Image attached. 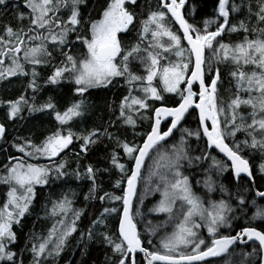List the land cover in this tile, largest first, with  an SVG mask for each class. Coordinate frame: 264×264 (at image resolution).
Listing matches in <instances>:
<instances>
[{"label":"snow or ice","instance_id":"6c2138e0","mask_svg":"<svg viewBox=\"0 0 264 264\" xmlns=\"http://www.w3.org/2000/svg\"><path fill=\"white\" fill-rule=\"evenodd\" d=\"M135 4V0H127ZM5 0H0L3 5ZM84 0H23L24 6L29 10L26 15L21 12L17 19L28 20L27 30L23 27L13 29L10 25L5 26L4 35H0V80L14 77L18 74L29 75L25 71V65L31 66V80L29 87L34 91L39 88L37 78L39 73L37 66L47 64L51 59V52L48 50V42H53L63 49L69 45V33H75L77 27L85 25L89 36L77 35L76 39L86 45V52L82 56H74L69 52L61 51L63 60L61 66H56L46 83L56 84L65 78V74L74 80L75 91L84 94L89 88L107 86L116 77L125 79L128 85L129 95L124 96L119 105V119L124 125L136 126L135 116L140 115V110H148V98L160 101L161 106L152 109L154 122L150 125L151 130L145 133L142 144L129 143L120 140L105 127L103 130L94 128L87 135L76 134L68 129L63 132L57 129L51 132L41 141L34 144L31 139L24 140L23 143L15 145L21 152L27 151V155L57 157L61 152L72 144L74 137L82 140L80 147L87 152L90 145L96 144L102 137L113 140L117 147L127 156L130 161H134V166L128 168L126 164L120 162L119 153L115 150L111 153V165L124 174L121 179L116 180V186L126 180L127 189L123 196L104 192L98 199L100 201H123V214L118 217L117 233L109 234L107 231L99 233L104 242L111 246L113 255L116 257L114 264H137L134 254L137 250L144 254L147 264L154 262H164V264H193V262L204 261L206 257H225L224 264H252L248 259L253 253H236L230 251V246L238 240L243 241L246 236L248 240L255 239L259 242L261 254V264H264V231L256 227H245L235 235H222L219 228L228 225L229 218L226 213L231 211L229 204L224 200L210 202L206 207L203 200L196 195L189 185L188 177L182 176L179 169L181 160L207 159V156L189 157L185 148L184 135L181 136L179 144L172 146L171 154L159 153L158 159L154 163V170H150V175H158L164 182L163 198L153 209L157 212L173 213V206L177 200L181 201L180 215L182 219L175 225L174 231L160 241L163 248L161 251H150L143 247L140 233L137 231V224L132 215V197L135 194L137 180L141 175V167L150 151L158 149L160 142L164 141L173 133L181 121L185 118L194 104L199 109L198 123L202 127L203 136L207 137L206 147L219 149L226 155L230 164H225L221 160L212 157V164L218 173L227 171L230 167L233 170L234 178L241 187L244 182L255 183L253 165L244 154L247 150L249 154L258 152L260 163L256 165L259 173L264 176V0H249L247 5L249 24L243 20L238 24L229 26V17L232 12L239 11L240 6L230 0H218L216 9L218 16L212 19H205L203 28L196 27L185 19L182 9L186 0H162L159 9L150 11L146 18L141 21L139 41L131 46H122L119 33L128 30L133 24L135 15L130 12L126 5V0H108L103 8L100 17L93 20H85L80 11ZM253 4L255 11H253ZM66 11L67 19L63 20L60 13ZM169 16L178 22L182 29V34L173 32L166 21ZM255 17V20H252ZM222 19L223 22L218 21ZM215 24V31H209V25ZM249 25H251L249 27ZM228 26L230 32L242 31L245 33L242 41L235 44H225L219 42L214 48V41ZM5 36L8 38L5 39ZM149 36L151 40L149 41ZM251 36V38H250ZM167 37V42H161ZM25 38L29 43L25 45ZM185 40L188 47L181 46V41ZM148 42L147 47L142 48L141 44ZM205 49L212 50V55L207 60V71L215 72L214 77H210V83L205 84ZM22 52V58L19 55ZM185 52L188 53L185 59ZM143 53V55H141ZM222 53V55H221ZM174 54L178 59L172 61L169 55ZM194 56V61L192 57ZM8 58V63H5ZM221 60L228 61L235 66V70L230 76L235 81L233 87L236 95L231 98L225 106L223 99L217 96V84L220 79L219 67L213 68V64H218ZM132 61H139L143 66L146 75H137L131 71L129 65ZM163 61V63H162ZM190 64L194 67L190 69ZM251 71H244V68ZM190 71V76L188 75ZM159 79L163 85L162 89L153 86V82ZM194 81L199 82V93L192 90ZM187 85L181 88V84ZM134 86H138L143 96L132 95ZM243 91L244 97L240 95ZM162 92L176 93L180 97V102L175 107L164 106ZM198 95L199 103L194 97ZM34 99V97H33ZM7 104V116L15 118L20 116L25 106L29 112L52 109L55 111V104L51 97L48 102L39 106L29 104L24 95L17 99L4 101ZM244 106L250 111L245 114L240 111ZM83 102L77 101L67 107L62 113L55 111L56 120L62 125L71 121L74 117L83 114ZM166 117H171L170 124L166 130H161V121ZM145 119L147 117H141ZM210 121L209 125L207 122ZM250 121V122H249ZM5 125L0 123V137L5 134ZM183 133L189 137L199 138L201 131L184 128ZM237 132H243L245 139L237 140ZM227 138H232L231 144L226 142ZM161 161H166L161 164ZM65 161L54 164L53 167L24 163L17 160L5 169V174L0 176V181L8 185L7 201L0 206V262L3 264H24L23 250L20 253L12 251L10 246L17 240L13 225H18L22 217L29 211L32 204L36 185L47 183L50 172L55 171L58 176L66 175L64 172ZM161 168L171 172L173 180H169L168 175L161 174L156 170ZM92 165L85 167L84 175L92 182L89 189V196L96 199V191L99 187L96 184V172ZM130 172V175L127 173ZM78 179L81 173L77 170L73 173ZM245 178L244 181L241 177ZM205 186L209 191L213 188L211 177L205 180ZM220 190L226 191L224 185H220ZM248 188H243V192H248ZM239 192V189H238ZM255 195L264 199V191H255ZM88 197L86 196V199ZM237 199L240 204L244 203V195L238 194ZM252 204L256 201L253 199ZM186 207V211L184 210ZM72 211L71 221L61 218L52 224L46 236L33 234L29 237L32 259L29 264H47V258L58 257L64 250L68 237L76 232V221L79 220L82 210H73L72 202L65 195L61 200L53 203L51 214L66 217ZM116 208H103L102 212L92 226L108 227L107 219L114 213ZM137 215L139 213L137 212ZM254 218L264 220V205L257 206L253 214ZM199 220L206 225L207 232L213 237L209 243L200 238L195 231L201 227L195 222ZM152 232L153 229L148 228ZM83 235V234H82ZM89 239H92L93 232L89 229ZM151 244V241H149ZM203 246V247H202ZM190 251H181L180 249ZM239 259H233V257ZM111 261V258H109Z\"/></svg>","mask_w":264,"mask_h":264},{"label":"trees","instance_id":"16d2710c","mask_svg":"<svg viewBox=\"0 0 264 264\" xmlns=\"http://www.w3.org/2000/svg\"><path fill=\"white\" fill-rule=\"evenodd\" d=\"M162 0H135V4L126 2V7L130 12H133L135 15V20L132 25L129 26L128 30L125 33H119V38L121 39L122 46H131L134 43H137L140 39L139 32L141 28V21L144 20L147 14L150 11L160 10L159 6ZM235 3L240 6L239 11L232 12L229 17V26L231 24H238L239 21L243 20L246 24H249V15L247 5L249 0H230L231 3ZM108 0H84V3L81 5L80 11L82 13V17L85 20H93L98 19L104 7H106ZM218 7V0H186L185 5V18L189 21V23L195 24L198 28H203V22L205 19H212L218 16L216 11ZM255 6L253 4V11H255ZM25 13L26 15L29 13V10L24 6L23 0H5L3 5H0V35H4L5 26L10 25L13 29H17L23 27L27 30L29 26V22L27 19L23 21H19L17 19L19 13ZM61 18L63 20L67 19L66 11H62L60 13ZM252 20H255V17H252ZM222 23L223 20L220 19L218 21ZM167 25L171 28L173 32H176L178 35L182 34L174 23L173 19L169 16L166 21ZM251 25H249L250 27ZM264 26V25H259ZM86 25L84 27H77V31L75 33H69L68 41L70 42L67 47L61 49L60 46L54 45L53 42H48V50L51 52V59L47 64H42L37 66L36 71L39 73L38 75V85L39 88L37 90H33L29 85V76L18 74L14 77H8L5 80H0V123H3L6 128V135L0 139V173L5 172L6 166L9 167L15 161L20 160L23 161L26 159L25 152H21L16 150L15 145L23 143L22 140L31 139L34 144H39L44 140L46 136H48L51 132L56 131L57 129H61L66 133V129H71L73 133L87 135V133L92 128H102V126L106 127L109 132L113 133L115 137H119L124 135L125 140L129 143L142 144L145 139V133L150 131V125L153 123V118L151 122H148L146 125H141L136 127V131L144 130V135L137 139L135 130L128 129V134L120 128V124H122L119 117L118 105L121 99L125 96L126 89H128V85L125 83V79L121 77H116L112 80V83L107 86L98 87L94 90H87L84 94L77 93L74 87L69 86L68 83H65L61 86H57L58 83H46L47 78L52 75L54 68L56 66H61V61L63 60V56L61 55V51L69 52L74 56H82L86 52V46L82 43V41L77 40L76 36H89V33L86 30ZM216 25L210 24L208 30L215 31ZM245 33L242 31L238 32H230L228 30V26L226 27L224 33L214 41V48L218 46L219 42H223L225 44H235L243 40ZM8 37L5 36V39ZM251 38V36H250ZM150 41V36H149ZM29 41L25 38V45H27ZM148 42L141 44V47H147ZM181 46L185 49L187 48L183 38L181 41ZM83 50L84 52H82ZM22 58V52L19 54ZM143 55V53H141ZM169 55L170 60H177V57L174 54H166ZM186 58L188 53L185 52ZM212 55V50L207 49L206 56V70H207V60ZM222 55V53H221ZM8 58H5V63H8ZM163 63V61H162ZM190 64V69H191ZM28 66L27 64L25 67ZM131 71L135 72L137 75H146V72L143 66L139 61H132L129 65ZM219 67L220 69V79L217 84V96L218 102L219 98L223 99L225 106L231 98H234L236 95V89L233 87L235 81L230 76V73L235 70V66L231 63L230 60L224 61L221 60L218 64H213V68ZM244 71H251L250 68L246 67L243 69ZM215 72L209 73L207 71V80L206 83H210V77H214ZM153 85L158 89H162L163 85L160 83L157 78L154 80ZM184 83L181 86L183 89ZM195 91L199 93L200 88L197 86ZM138 86H134L132 95H139ZM20 95H24L29 104H35L39 106L40 100L42 98L48 102V99L51 97L52 102L55 104V111H59L62 105L63 109L70 107L73 103L77 101H82L83 106H92L93 114L91 116H87L85 118L86 124H91L92 127L89 130L81 132L84 128H81V124H79V117L73 120L70 123L61 124L55 118V111L52 109H46L43 111H34L29 112L28 107L25 106L22 110L20 116L15 118H9L7 116V104L3 103L4 101L17 99ZM129 95V94H128ZM164 97L163 104L166 106H176L180 102V97L176 93H166L162 92ZM242 97H244L243 91L240 93ZM34 97V99H33ZM41 98V99H40ZM150 101V100H148ZM151 106L155 104L154 108L158 105H161L160 101H150ZM60 104V107H59ZM59 108V109H57ZM84 108V107H83ZM153 108V109H154ZM87 109V107H85ZM241 112L247 114L250 109L241 106ZM89 122V123H88ZM210 122V121H209ZM250 122V121H249ZM108 123V124H107ZM107 124V125H106ZM170 124V122H166L163 124L162 130H166V127ZM211 124V122H210ZM54 125V128H53ZM90 125V126H91ZM188 128L191 130L199 129L201 131V136L199 138L192 136L189 137L183 133V129ZM184 135L185 138V148L187 150V154L189 157H198V156H207V159H192L189 163L188 160H181V167L179 169L182 176H187L190 183L192 184L194 191L201 197L203 196L209 201H231V198L236 200L235 208L237 209L236 217L232 218V229L227 230V234L235 235L237 232H240L245 227H256L261 231H264V220L255 222L253 217L254 212L256 211V207L253 204H250V208L247 209L245 207V203L248 200H255L258 206L264 205V199L257 198L255 195V191H264V176H262L256 168V165L259 164L260 154L258 152H253L249 154L246 150L245 155L249 158L250 163L253 165V173L255 176V183L249 184L244 182L242 187L241 184L236 181L234 177H224L222 173H218L217 170L213 167H210L212 164V157H215L217 160L223 161L225 164H230L227 159L219 154V152L213 148L206 147V138L203 136L201 126L198 123V112L195 109H191L189 114L186 116L184 122L181 127L173 134V136L168 139L166 142H162L158 149L153 150L151 155L149 156L147 163L144 167L141 182L143 181L140 190H138V196L136 199V205H140L141 211L144 212V216L142 218L134 216L139 228L140 237L144 247L149 248L150 251H161L163 252V248L160 245L159 237L164 235L168 230H171L175 227V225L180 220V215L178 216L177 212L171 214H159L155 215L154 210L157 205L158 196L162 195V191L159 189L157 184L155 183L156 179H159L158 175H149V168L151 164L155 163L156 159H158L159 153H169L171 154L172 146L178 145L181 136ZM105 138L102 137L100 141L96 144L90 145L88 147V151L85 152L80 145L82 144V140L76 139L74 137L72 144L69 145L67 149H65L66 153L63 156L67 158L68 162L67 169L65 173H69L67 175H63L64 177L58 182L55 177H52L49 182L45 186H37L36 192L30 205L29 211L25 214L24 217L21 218L20 223L18 225H13V231L16 232L17 240L16 242L10 246L12 251L20 253L23 250V259L24 264H29L32 259L31 252L28 249L31 248V241L29 237L33 234L38 236H46L47 231L51 228L52 224L55 223L58 219H65L66 221H71L72 219V211L70 210L66 217H62L60 215L53 216L51 213H47L44 210V206L49 209L54 202L61 200L62 196L67 193L66 188L63 189L64 194H57V187H60V183L62 180L68 175L74 177L75 180L71 185V188L74 187V190H79L82 192L86 189V184L90 180L84 175L85 167L87 165H92L94 169H99L100 171L96 172V184L99 186L96 191V199H92L89 195L86 199L88 203V210H84L82 217L80 216L79 220L76 221L77 230L72 233L64 247V250L59 254L58 257H49L47 258V264H114L116 257L113 255L111 246L106 244L103 238L99 234L93 235L92 239H89L88 232L89 229H93L92 221L99 216L100 213V205L104 202H108V200L100 201L98 197L103 195L104 192H108L112 190L118 196H123L126 180L122 182L120 187H114L116 180L121 179L122 174L119 169L113 167L111 165V153L115 150L119 153L120 162L127 165L128 168L133 167L134 161H130L127 156L122 152V150L117 147L113 140H109L107 138V144L105 143ZM245 134L243 132H237L236 139L243 140L245 139ZM124 140V139H121ZM232 138H227L226 142L231 144ZM198 145L201 150H193L192 146ZM38 163H41V159L35 160ZM163 164L166 161H162ZM188 163V164H187ZM230 168V167H229ZM81 173L80 178L78 179L73 172L77 170ZM161 174L167 175L169 173L168 170L159 169L156 170ZM130 175V172L127 173ZM231 175L233 176L232 172ZM148 176V178H147ZM173 177V176H172ZM211 177L213 181V188L211 191L205 186V180ZM147 179V180H146ZM241 180L244 181L245 178L242 176ZM91 182V181H90ZM163 183V182H162ZM162 183L160 187H162ZM63 184V183H62ZM220 185H224L226 191L220 190ZM8 185L0 184V205L2 206L5 201L2 200L1 196L6 197ZM164 188V187H163ZM243 188H248V192H243ZM88 187V193H89ZM239 189V192H238ZM69 190V189H68ZM70 191V190H69ZM6 192V195L3 194ZM154 193L155 194L152 196ZM242 193L244 195V203L240 204L237 196ZM146 198V199H145ZM82 202L83 198L81 197ZM144 202L142 203V200ZM77 203V202H76ZM75 203V204H76ZM142 203V204H141ZM83 204V203H82ZM135 205V204H134ZM103 207V206H102ZM123 207V201H116L113 208L118 210L117 213H114V223L108 224V227L97 226L96 231L105 232L107 231L109 234L117 233L118 230V217L121 216V211ZM135 207V206H134ZM75 207L73 210H76ZM134 212V211H133ZM235 215V214H234ZM109 219V217H108ZM168 225L167 229L165 228ZM153 229L155 234H151V232L147 231L144 227ZM159 228V229H158ZM158 229V232L156 233ZM83 234V235H82ZM151 241V244H149ZM239 243V244H238ZM256 250L253 253V250ZM234 251L236 253H253L248 259L252 262V264H260L261 256L260 249L257 243H250L249 246H243L240 241L235 245ZM135 258L137 264H146L144 256L142 254H137ZM111 258V261L109 260ZM225 257L217 259L215 261H206L201 264H224ZM233 259H239V257H233ZM3 264V262H0Z\"/></svg>","mask_w":264,"mask_h":264},{"label":"rangeland","instance_id":"374dc122","mask_svg":"<svg viewBox=\"0 0 264 264\" xmlns=\"http://www.w3.org/2000/svg\"><path fill=\"white\" fill-rule=\"evenodd\" d=\"M126 2H127V0H126ZM150 40H151V37H150ZM161 42H163V43H166L167 42V37H164V38H162V40H161ZM86 46V45H85ZM82 52H84L83 50H81ZM178 59V58H177ZM185 59H186V55H185ZM174 61V60H173ZM25 71L26 72H28L29 73V75H27V76H29L30 77V79H29V81L31 80V66L30 65H28V66H26L25 67ZM37 83H39L38 82V78H37ZM65 83H68L69 84V86L71 87V89H72V87H74V88H76L77 86H76V84H75V82H74V80L73 79H71L69 76H68V74H65V78L64 79H61L59 82H58V85L57 86H61V85H63V84H65ZM183 85V83L181 84V86ZM185 85L186 84H184V86H183V88H185ZM154 86V85H153ZM100 87V86H99ZM102 87V86H101ZM197 87V86H196ZM196 87L194 86L193 87V89L195 90L196 89ZM98 87H93V88H89L88 90H94V89H97ZM138 90H139V88H138ZM75 91V90H74ZM139 96H143V93L139 90ZM129 94V91H128V89H126V93H125V96L126 95H128ZM198 94V93H197ZM197 98H199V97H197ZM41 99V98H40ZM149 99H151L150 101H155L153 98H151V97H149L148 98V100ZM46 100V97H45V99L44 98H42L40 101V105L41 104H43V103H46L47 101H45ZM49 100V99H48ZM147 100V102H148V104H149V109L148 110H144V109H141L140 110V115H138V116H135L134 118L136 119V121H137V123H136V126L135 127H132V126H129V125H124L123 123L122 124H120V128L122 127V130L123 131H125V133H127L128 134V129H131L132 131H133V129L135 130V134H136V137H137V139H140L143 135H144V130H140V131H136V127H138V126H141V125H146L148 122H151V120H152V117H153V111H152V109L154 108V106H155V104H153L152 106H151V102L150 101H148ZM63 106L64 105H62L61 106V108L59 109V108H57V109H59V111L62 113L66 108H64L63 109ZM59 107H60V104H59ZM85 107H87V109H85ZM196 110V109H195ZM93 107L92 106H84V108H83V114L79 117V119H80V122H79V124H81V128H84V130H81V132H83V131H86V130H89L91 127H92V125L91 124H86L85 123V118H87V116H91L92 114H93ZM197 111V110H196ZM39 112V111H38ZM141 117H147V118H145V119H142ZM56 118V117H55ZM76 118H78V117H74L72 120H71V122L73 121V120H75ZM184 122V121H183ZM67 123H70V121L69 122H67ZM89 123V122H88ZM209 125H210V122L208 121L207 122ZM108 124V123H107ZM106 124V125H107ZM91 125V126H90ZM53 128H54V125H53ZM99 128L101 129V130H103V128H105L104 126H102V128L99 126ZM92 129H94V128H92ZM91 129V130H92ZM66 130H68V129H66ZM90 130V131H91ZM120 140L121 139H124L125 140V137H124V135H121V136H119L118 137ZM105 143L107 144V138H105ZM124 140H122V141H124ZM24 140H22V142H23ZM113 143H115V142H113ZM40 144V143H39ZM38 145V144H37ZM192 149L193 150H201V148H199L198 147V145H194V146H192ZM16 150H19L17 147H16ZM31 149H29V151H30ZM20 151V150H19ZM66 150H64L63 152H61L57 157H52V158H49V157H44V156H39V155H34V156H29V155H27V152H25V157H26V159L25 160H23V161H21V162H24V163H32V164H37V165H46V166H48V167H53L54 166V164H58V163H60L61 161H65V167H64V172H65V170L67 169V166H68V162L66 161V159L67 158H64L63 156L65 155V152ZM33 159H41V161H44L45 163L44 164H42V163H38V162H33L32 160ZM16 162V161H15ZM161 164H163L162 163V161H161ZM188 164V163H187ZM9 167H11V165L9 166ZM214 168V167H213ZM161 169H163V170H165V173H166V170L167 169H165V168H161ZM150 170H154V164L152 163L151 164V166H150V168H149V175H150ZM74 173V172H73ZM5 174V172H2V173H0V176H3ZM67 174H69L68 172L66 173V175ZM225 177H229L228 179H231L232 178V175H231V173H222ZM167 175H168V178H169V180H173V177H172V174H171V172H169V173H167ZM52 177H55V178H57L56 180L59 182L60 180H61V178H63L64 176H58L57 175V173L55 172V171H53V172H50L49 173V175H48V178H47V183L49 182V180L52 178ZM231 177V178H230ZM147 178H148V176H147ZM120 179V178H119ZM73 180H75V178L74 177H71L70 175H68V177H66V178H64L63 180H62V183H60V187H57L56 189H57V194H64V191H63V189H65L66 188V190H67V193H65L63 196H62V198L65 196V195H67V197H68V199L72 202V209H74L75 207L77 208L76 210H82V213H81V217H82V215H83V212H84V210H86V213H87V210H88V204H90V203H88L87 202V200H86V196L88 197V195H89V193H88V187L90 188L91 187V184H92V182H87V184H86V189L85 190H83L82 192H79V190H74V187H72L71 188V185H74L75 183H72V181ZM147 180V179H146ZM163 181H161L160 179H156L155 180V183L157 184V186L159 187V189L162 191V192H164V182L162 183ZM188 182H189V185L191 186V189H192V191L195 193V194H197L195 191H194V188H193V186H192V184L190 183V181H189V179H188ZM46 183V184H47ZM142 183H143V181L141 182L140 181V185H139V190H140V188H141V185H142ZM161 183H162V187H160V185H161ZM0 184H5L3 181H0ZM46 184H42V185H36L35 187H34V192H36V187L37 186H45ZM122 184V183H121ZM114 187H120V186H116V183L114 184ZM70 191H69V190ZM7 191H8V189H7ZM6 191V192H7ZM6 192H3V194H5L6 195ZM110 193H112V194H114V195H117L118 196V194H115V192H113L112 190H110L109 191ZM155 194H159V193H154L152 196H154ZM160 195V194H159ZM138 196V195H137ZM6 197H7V195H6ZM81 197L83 198V202H82V199H81ZM2 199H4V196H2L1 197ZM61 198V199H62ZM163 198V193H162V195L161 196H158V201H157V205L159 204V201L161 200ZM202 200H203V202H204V204H205V206L207 207L208 205H209V203L210 202H207V199H205L203 196H201L200 197ZM257 198H258V196H257ZM260 198V197H259ZM138 199V198H137ZM146 199V198H145ZM145 199H143L142 200V203L144 202V200ZM6 201H7V198H6ZM5 201V202H6ZM4 202V203H5ZM77 202V203H76ZM76 203V204H75ZM83 203V204H82ZM116 203V201H109L108 200V202H104L103 204H101L100 205V213L102 212V210H103V208H105V207H107V208H113V206H114V204ZM141 203V204H142ZM227 203L229 204V206H230V208H231V211L230 212H227L226 213V215H227V217L229 218V223H228V225H222L220 228H219V233L220 234H222V235H224V234H227L226 233V231L227 230H229V229H232V225H233V222H232V218L234 219L235 217H236V214L238 215V213H237V209L235 208V203H236V200L234 199V198H231V201H227ZM250 204H252V200H248L244 205H245V207H247V209L248 208H250L251 206H250ZM156 205V206H157ZM180 205H181V201L180 200H177L176 201V203H175V205L173 206V213L174 212H177L178 213V216L180 215ZM1 206V205H0ZM52 206H53V204L51 205V206H49V209L46 207V206H44V210L47 212V213H51V209H52ZM103 206V207H102ZM258 205L257 204H255V207H257ZM140 205H136V203H135V207H134V212H133V214L135 215V216H137L138 217V215H137V212L139 213V217L140 218H142L143 216H144V212L143 211H141V209H140ZM186 205H185V208H184V210L186 211ZM100 213L98 214V215H100ZM154 213H155V215H159V214H165V213H162V212H157V211H154ZM235 214V215H234ZM114 218H115V216L112 214L111 216H109V219H107V223L109 222L110 224H111V226L113 225V223H114ZM180 219H182V216L180 215ZM255 219V222H257V221H263V220H261L260 218H254ZM179 222V221H178ZM195 222L197 223V224H200L201 225V227L200 228H198V229H195V231L197 232V234H198V236L200 237V238H202V239H204L205 240V242L206 243H209L210 242V240L213 238V237H211V235L207 232V227H206V225L205 224H203L200 220H199V218H196L195 219ZM108 223V224H109ZM146 229H148V227L147 226H144ZM167 227H168V225H166V229H167ZM159 229V228H158ZM158 229H157V231H156V233L158 232ZM175 229V228H174ZM174 229H171V230H168L169 232H166L164 235H162L161 237H159V241H161L163 238H165L166 236H168V235H170L171 233H172V231H174ZM117 231V230H116ZM92 232H93V235H95V234H99L100 233V231H96V227H93V229H92ZM151 234H155V231H152L151 232ZM244 241H246V240H244ZM161 245V244H160ZM203 247V246H202ZM231 249V248H230ZM234 249H235V246L234 247H232V249L230 250V251H234ZM181 251H190L191 249L190 248H188V249H184V248H181L180 249ZM143 255V254H142ZM215 260H217V259H211L210 261H215ZM202 263V262H201ZM200 263V264H201ZM1 264V263H0ZM199 264V263H198Z\"/></svg>","mask_w":264,"mask_h":264},{"label":"water","instance_id":"95a60500","mask_svg":"<svg viewBox=\"0 0 264 264\" xmlns=\"http://www.w3.org/2000/svg\"><path fill=\"white\" fill-rule=\"evenodd\" d=\"M185 5H186V3H185ZM184 10H185V6H184V8L182 9V11H183V13H184ZM184 16H185V14H184ZM173 19V18H172ZM186 19V18H185ZM174 20V19H173ZM175 22V21H174ZM175 24L178 26V28L180 29V31H181V33H182V29L179 27V24H178V22H175ZM227 27V26H226ZM224 33V32H223ZM222 33V34H223ZM221 34V35H222ZM220 35V36H221ZM219 36V37H220ZM219 37H217V38H219ZM216 38V39H217ZM185 41V40H184ZM185 43L187 44V42L185 41ZM205 57H206V49H205ZM194 56H193V61H194ZM193 67H194V64H193ZM190 76V75H189ZM205 84L207 85V83H206V70H205ZM196 87V86H199V82L198 81H194L193 82V85H192V90H193V92H195V93H197L194 89H193V87ZM187 87V85L185 86V88ZM198 97V95L196 96V97H194V100H195V102L196 103H199V98H197ZM178 105V104H177ZM176 105V106H177ZM159 106H161V105H159ZM158 106V107H159ZM164 106H166V105H164ZM168 107H175V106H168ZM191 109H196L197 110V112L199 113V109L198 108H196L195 107V104L191 107V108H189V110H188V112L185 114V118H186V116L189 114V112L191 111ZM153 117H154V113H153ZM185 118L181 121V123L177 126V128L176 129H173V133L169 136V137H166L165 138V140L164 141H161L160 142V144L162 143V142H166L168 139H170L172 136H173V134L181 127V125H182V123H183V121L185 120ZM170 122L171 121V117H166V118H164V119H162V121H161V130H162V127H163V124H165L166 122ZM153 122H154V119H153ZM6 129V128H5ZM201 130H202V127H201ZM163 131V130H162ZM6 132L7 131H5V134H4V136L6 135ZM3 136V137H4ZM3 137H0V139L1 138H3ZM146 138V137H145ZM206 138V140H207V137H205ZM211 148H213V149H215V150H217L218 152H219V154H221L222 156H224L227 160H228V158L226 157V155L225 154H223V153H221L220 151H219V149H217V148H215V146H212ZM153 152V150L152 151H150V153H149V155L145 158V161H144V164L142 165V167H141V175H140V177L138 178V180H137V184H136V190H135V194H134V196L132 197V206H131V210H132V215H133V211H134V204H135V201H136V198H137V194H138V189H139V185H140V178H141V176H142V172H143V169H144V167H145V165H146V163H147V160H148V158H149V156L151 155V153ZM229 161V160H228ZM230 162V161H229ZM133 166H134V163H133ZM234 174V173H233ZM242 176H243V174H242ZM127 189V183H126V186H125V190ZM125 190H124V192H125ZM122 214H123V207H122V211H121V216H122ZM133 218H134V216H133ZM134 221H135V219H134ZM136 222V221H135ZM136 224H137V222H136ZM258 230H260V229H258ZM137 231L139 232V228H138V224H137ZM261 231V230H260ZM141 238V237H140ZM142 240V239H141ZM244 240H246V241H244ZM239 241V240H238ZM237 241V242H238ZM236 242V243H237ZM241 242V241H240ZM250 242H256L258 245H259V242L258 241H256L255 239H253V240H248V238L245 236L244 238H243V241L241 242L242 244H248V243H250ZM235 243V244H236ZM234 244V245H235ZM234 245H232V246H230V248H232V247H234ZM143 247H144V244H143ZM143 254L142 252H140L139 250H137L134 254H131V255H134V257L136 258V255L137 254ZM144 255V254H143ZM215 258H221V257H206L205 258V260L204 261H198V262H193V264H198V263H201V262H206V261H209V260H211V259H215ZM146 261V260H145ZM146 264H147V262H146ZM154 264H164V262H154ZM260 264H261V261H260Z\"/></svg>","mask_w":264,"mask_h":264},{"label":"flooded vegetation","instance_id":"af4514ba","mask_svg":"<svg viewBox=\"0 0 264 264\" xmlns=\"http://www.w3.org/2000/svg\"><path fill=\"white\" fill-rule=\"evenodd\" d=\"M231 173L232 172V174H233V170L231 169V168H228V170L227 171H224V173ZM223 173V172H222ZM225 177V176H224ZM232 177H234V174H233V176ZM196 195H198V194H196ZM199 196V195H198ZM200 197V196H199ZM209 202H213V201H209ZM227 233V232H226ZM224 235H229V234H224ZM237 244V243H236ZM243 245V244H242ZM250 244H247V245H243V246H249Z\"/></svg>","mask_w":264,"mask_h":264},{"label":"bare ground","instance_id":"6f19581e","mask_svg":"<svg viewBox=\"0 0 264 264\" xmlns=\"http://www.w3.org/2000/svg\"><path fill=\"white\" fill-rule=\"evenodd\" d=\"M258 198H259V197H258ZM133 215H134V214H133ZM135 221H136V220H135ZM139 232H140V231H139ZM238 244H239V243H238ZM144 245H145V244H144ZM231 249H232V248H231ZM231 249H230V250H231ZM143 256H144V255H143ZM136 257H137V256H136ZM213 260H214V259H213ZM199 264H200V263H199Z\"/></svg>","mask_w":264,"mask_h":264}]
</instances>
